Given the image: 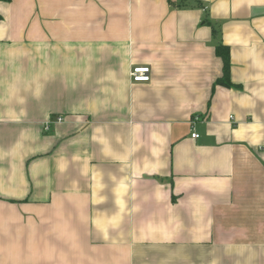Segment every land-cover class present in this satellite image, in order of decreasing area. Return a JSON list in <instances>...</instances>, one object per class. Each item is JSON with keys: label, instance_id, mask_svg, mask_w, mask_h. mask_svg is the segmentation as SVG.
<instances>
[{"label": "crops", "instance_id": "obj_1", "mask_svg": "<svg viewBox=\"0 0 264 264\" xmlns=\"http://www.w3.org/2000/svg\"><path fill=\"white\" fill-rule=\"evenodd\" d=\"M0 264H264V0H0Z\"/></svg>", "mask_w": 264, "mask_h": 264}, {"label": "trees", "instance_id": "obj_2", "mask_svg": "<svg viewBox=\"0 0 264 264\" xmlns=\"http://www.w3.org/2000/svg\"><path fill=\"white\" fill-rule=\"evenodd\" d=\"M5 1H8V0H5ZM215 33H216V30H215ZM216 54L217 56L221 58L223 62V75L216 80L215 85L219 84V85H223L227 87H232L235 84L231 80V55H230L229 46L223 43H220L219 45L216 46Z\"/></svg>", "mask_w": 264, "mask_h": 264}, {"label": "built area", "instance_id": "obj_3", "mask_svg": "<svg viewBox=\"0 0 264 264\" xmlns=\"http://www.w3.org/2000/svg\"><path fill=\"white\" fill-rule=\"evenodd\" d=\"M132 79L136 82H146L151 80V68L149 66H135L131 71ZM197 119V117H196ZM61 117L57 118L56 122H60ZM51 121L45 123V128L48 130L51 125ZM193 137H198L199 134L196 132L192 133Z\"/></svg>", "mask_w": 264, "mask_h": 264}]
</instances>
